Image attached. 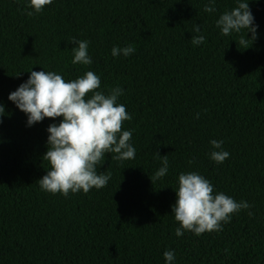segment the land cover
Listing matches in <instances>:
<instances>
[{
  "label": "trees",
  "instance_id": "16d2710c",
  "mask_svg": "<svg viewBox=\"0 0 264 264\" xmlns=\"http://www.w3.org/2000/svg\"><path fill=\"white\" fill-rule=\"evenodd\" d=\"M239 2L215 0L208 13L209 0H53L35 13L30 0H0V264H167L165 251L172 264H264V0H249L258 28L247 49L239 39L251 32L225 36L216 26ZM194 35L204 43L193 45ZM72 38L89 42L91 65L72 63ZM128 45L132 55L111 54ZM43 70L66 81L93 71L98 91L123 90L118 103L132 119L122 130L136 155H105V187L67 197L41 190L47 128L62 117L28 126L8 97ZM211 140L230 153L223 163L210 158ZM157 153L169 168L152 183ZM193 171L251 208L222 231L178 237V176Z\"/></svg>",
  "mask_w": 264,
  "mask_h": 264
},
{
  "label": "clouds",
  "instance_id": "9594fccd",
  "mask_svg": "<svg viewBox=\"0 0 264 264\" xmlns=\"http://www.w3.org/2000/svg\"><path fill=\"white\" fill-rule=\"evenodd\" d=\"M53 0H30V7L35 13L41 12ZM215 0H209L204 11H216ZM30 11L27 14L33 15ZM254 15L249 7V0L239 2L238 6L225 11L216 21L222 35L232 32L240 33L246 29L252 33L251 39L241 36L239 44L248 48L249 40L257 39L258 26L254 23ZM193 32L200 33V25L193 24ZM193 45L204 43L203 35L191 38ZM73 64L91 65L88 55L89 42L72 38ZM136 49L132 45L113 47L114 57H128ZM101 86L100 77L93 71H87L76 79L66 81L55 71H30L28 80L9 94L8 99L27 115V125L42 122L45 118L55 120L62 117L59 124L48 126L47 151L42 159L48 161L50 168L47 174L37 182L41 190L67 197L69 193L91 189H101L107 185L111 173L97 172V166L104 161L106 154L114 153L113 159H134L136 149L130 143L132 132L122 130L123 123L130 121L124 104L118 103L123 94L120 87L109 90L108 94L98 91ZM5 115V107L0 103V117ZM199 113H197V118ZM2 122V121H0ZM214 151L210 158L220 164L229 158L230 153L223 150V141L211 140ZM162 167L152 177V183L168 172V157L161 156ZM191 163V161H189ZM176 203L172 206L175 220L180 227L176 235L182 236L190 231L197 236L205 232L222 231V225L230 222L233 214L242 209H250L247 201L237 202L223 192H214L213 184L198 172L180 173ZM252 215L251 212L248 213ZM163 256L167 264L175 259L173 251H165Z\"/></svg>",
  "mask_w": 264,
  "mask_h": 264
}]
</instances>
